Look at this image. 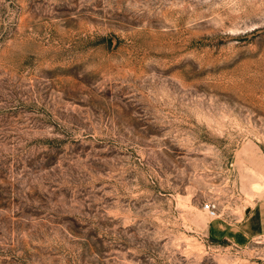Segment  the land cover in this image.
Here are the masks:
<instances>
[{"label": "rangeland", "instance_id": "obj_1", "mask_svg": "<svg viewBox=\"0 0 264 264\" xmlns=\"http://www.w3.org/2000/svg\"><path fill=\"white\" fill-rule=\"evenodd\" d=\"M204 202L264 230V0H0V264H264Z\"/></svg>", "mask_w": 264, "mask_h": 264}, {"label": "crops", "instance_id": "obj_2", "mask_svg": "<svg viewBox=\"0 0 264 264\" xmlns=\"http://www.w3.org/2000/svg\"><path fill=\"white\" fill-rule=\"evenodd\" d=\"M248 217H241L235 219V221L228 220L222 218H213L209 220L208 224V233L210 236L214 238H222L234 245H245L249 240L253 237L264 234V230L258 229L259 227H251L248 223ZM241 219L243 222H241ZM215 226L214 230L211 225Z\"/></svg>", "mask_w": 264, "mask_h": 264}, {"label": "built area", "instance_id": "obj_3", "mask_svg": "<svg viewBox=\"0 0 264 264\" xmlns=\"http://www.w3.org/2000/svg\"><path fill=\"white\" fill-rule=\"evenodd\" d=\"M202 208L207 212L210 218L216 217V207L215 204L212 202H204L202 204ZM261 239L264 240V234L261 236Z\"/></svg>", "mask_w": 264, "mask_h": 264}]
</instances>
